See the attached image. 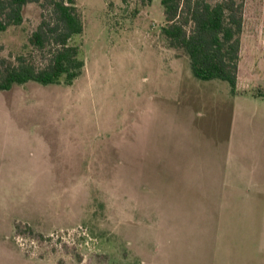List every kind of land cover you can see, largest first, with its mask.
I'll list each match as a JSON object with an SVG mask.
<instances>
[{
	"label": "rangeland",
	"instance_id": "rangeland-1",
	"mask_svg": "<svg viewBox=\"0 0 264 264\" xmlns=\"http://www.w3.org/2000/svg\"><path fill=\"white\" fill-rule=\"evenodd\" d=\"M76 2L82 75L0 93V264H264V0L244 1L235 95L168 45L162 0ZM42 13L0 33V62L45 66Z\"/></svg>",
	"mask_w": 264,
	"mask_h": 264
},
{
	"label": "trees",
	"instance_id": "trees-1",
	"mask_svg": "<svg viewBox=\"0 0 264 264\" xmlns=\"http://www.w3.org/2000/svg\"><path fill=\"white\" fill-rule=\"evenodd\" d=\"M241 0H162L166 26L162 34L173 49L189 59L193 76L203 82L222 81L237 93L243 7ZM37 3L41 22L29 38L33 51L46 59L44 67L33 56L0 62V93L30 82L42 86L72 85L83 73L85 61L79 46L84 22L76 0H0V33L24 22V8ZM264 101V88L253 95Z\"/></svg>",
	"mask_w": 264,
	"mask_h": 264
}]
</instances>
